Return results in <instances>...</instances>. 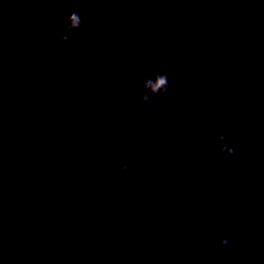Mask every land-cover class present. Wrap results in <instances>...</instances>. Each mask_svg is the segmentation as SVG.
Instances as JSON below:
<instances>
[{
    "label": "water",
    "instance_id": "obj_1",
    "mask_svg": "<svg viewBox=\"0 0 264 264\" xmlns=\"http://www.w3.org/2000/svg\"><path fill=\"white\" fill-rule=\"evenodd\" d=\"M71 11L82 25L65 46ZM141 71L167 72L173 95ZM261 96L260 0H0V259L264 264ZM225 110L240 153L227 162L207 120Z\"/></svg>",
    "mask_w": 264,
    "mask_h": 264
},
{
    "label": "clouds",
    "instance_id": "obj_2",
    "mask_svg": "<svg viewBox=\"0 0 264 264\" xmlns=\"http://www.w3.org/2000/svg\"><path fill=\"white\" fill-rule=\"evenodd\" d=\"M261 3H264V0H260ZM65 26L62 27L58 34V39L61 44L67 46L72 41V33L76 32L81 28L82 20L81 16L77 11H71L66 17ZM92 44L91 40L85 41L84 47L88 48ZM48 45V37L46 34H42L35 43L37 49H43ZM136 68L142 69V64H136ZM141 76L145 77V87L150 88L153 94L159 93L162 100H168L173 93L175 92L176 85L174 82L169 83V75L167 72L161 71L156 74L155 81H148L146 79L145 73L141 71ZM259 108L264 109V96L259 98ZM137 107L143 114L153 116L155 115V108L153 105L148 104V97L146 94H141L139 101L137 102ZM207 112V110H206ZM207 120L209 124L214 125L215 127V136H216V146L220 158L227 162L234 156H239L240 153L237 152L236 148L229 143L228 134L224 131L229 124V116L227 110L224 112H213L207 115ZM168 153L171 156H175L178 153V149L175 146L168 148ZM136 157L135 152L126 151L121 153L119 160L115 164V170L113 175L115 177H121L124 174H127L130 171V161H133ZM155 157L152 154H149L145 157L144 163L148 164L150 161H154ZM231 244V237L224 236L218 240L217 246L222 249H226ZM0 264H4V261L0 259Z\"/></svg>",
    "mask_w": 264,
    "mask_h": 264
}]
</instances>
